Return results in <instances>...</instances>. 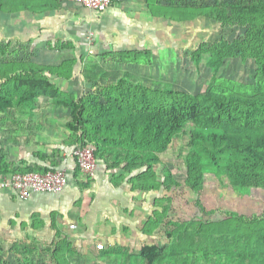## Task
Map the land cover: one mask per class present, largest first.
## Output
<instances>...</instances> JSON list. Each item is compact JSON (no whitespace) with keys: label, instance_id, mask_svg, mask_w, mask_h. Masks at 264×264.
<instances>
[{"label":"trees","instance_id":"trees-1","mask_svg":"<svg viewBox=\"0 0 264 264\" xmlns=\"http://www.w3.org/2000/svg\"><path fill=\"white\" fill-rule=\"evenodd\" d=\"M182 5L170 18L176 25L200 19L243 29L248 47L235 41L226 55L212 50L206 66L219 70L225 58L250 60L255 71L248 84L214 75L205 91L193 94L133 70L152 64L151 50L119 51L83 66L81 76L91 91L75 96L51 82L50 75L64 76L59 68L0 63V114L8 117L13 109L31 114L38 98H47L66 112L73 145L92 147L96 159L117 174L131 168L141 185L151 180L142 179L147 173L138 175L142 167L152 170L159 155L173 149L192 195L210 189L244 196L264 189V0ZM26 7L21 0H0L3 13L33 11ZM4 52L0 45V57ZM162 174L167 180L170 170L163 168ZM186 224L167 234L165 247L144 245L116 255L110 264H264V202L250 217L234 214L218 223ZM0 264L8 263L0 256Z\"/></svg>","mask_w":264,"mask_h":264},{"label":"crops","instance_id":"crops-1","mask_svg":"<svg viewBox=\"0 0 264 264\" xmlns=\"http://www.w3.org/2000/svg\"><path fill=\"white\" fill-rule=\"evenodd\" d=\"M21 1L33 11L0 12V45L5 51L0 63L59 68L64 76L50 75L51 82L75 96L91 91L81 76L87 62L101 63L100 57L119 51L173 52L182 45L174 42H182L183 37L171 35L176 29L183 35L189 24L170 21L178 11L175 8L186 0H114L101 13L61 0ZM131 67L136 71L142 66ZM65 116L63 109L45 97L38 98L31 114L18 109L11 110L8 117L0 114V169H65L69 178L62 193H36L26 200L0 189V241L5 244L34 238L51 251L62 240L84 243L91 230L106 233L113 225L104 211L118 190L110 182L107 165L98 160L93 178L80 177L70 156L74 145ZM78 249L81 254L82 248Z\"/></svg>","mask_w":264,"mask_h":264},{"label":"rangeland","instance_id":"rangeland-1","mask_svg":"<svg viewBox=\"0 0 264 264\" xmlns=\"http://www.w3.org/2000/svg\"><path fill=\"white\" fill-rule=\"evenodd\" d=\"M215 1L236 0H199V4L207 5ZM238 1L244 3L250 0ZM188 2L197 4V0H186ZM186 28L183 35L178 29L171 35L177 39L183 37L185 41L174 42L182 45L174 47L173 52L158 49L157 55H153L152 64L149 67L142 66L136 72L147 78L172 83L178 89L193 94L205 91L214 75L244 84L252 80L255 65L250 60L242 63L225 58L219 70L206 66V54L212 50H220L222 55H226L235 41H238V47L247 48V36L243 29L220 27L200 19L190 22ZM21 55L14 57L19 58ZM197 55L202 57L198 63L193 59ZM172 151L169 149L168 155H159V164L152 170L142 167L138 175L147 173L142 174L145 175L142 179L146 176L151 179L145 185H141L140 178L135 176L137 172L131 171V168L122 169L117 174L116 169L111 170L106 166L110 182L118 190L116 196L111 195L114 199L110 200L104 211L114 225L106 233L91 230L92 234L88 235L84 243L70 244L62 240L55 244L58 247L60 245L55 254L52 252L55 246L51 251L50 248H42L34 238L27 242L8 244L0 241L1 258L8 264H64L67 261L68 264H110L116 255L135 253L144 245L165 247L170 242L167 234L181 230L186 223H197L199 219L218 223L234 214L250 217L261 211L264 189L247 191L249 194L244 196H236L231 190L210 189H204L197 196L192 195L185 188L186 176L180 161L176 162L171 155ZM163 168L170 170L167 180V175L162 174ZM160 180L169 187L159 185ZM108 231L109 237L106 235ZM78 247L82 248V255L77 253Z\"/></svg>","mask_w":264,"mask_h":264},{"label":"built area","instance_id":"built-area-1","mask_svg":"<svg viewBox=\"0 0 264 264\" xmlns=\"http://www.w3.org/2000/svg\"><path fill=\"white\" fill-rule=\"evenodd\" d=\"M79 4L101 13L107 10L114 0H61ZM70 156L74 159L80 177L91 179L96 175L98 160L90 146L74 145ZM69 178L65 169H48L42 172H0V189L11 190L21 200L36 193L60 194L66 188Z\"/></svg>","mask_w":264,"mask_h":264}]
</instances>
